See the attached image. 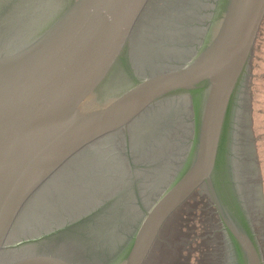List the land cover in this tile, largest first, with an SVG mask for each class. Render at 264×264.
Masks as SVG:
<instances>
[{
	"label": "water",
	"instance_id": "1",
	"mask_svg": "<svg viewBox=\"0 0 264 264\" xmlns=\"http://www.w3.org/2000/svg\"><path fill=\"white\" fill-rule=\"evenodd\" d=\"M152 1L0 0V264H143L201 192L236 262L264 264L249 96L264 0H161L150 35ZM155 109L171 146L145 164L162 176L147 169L152 188L136 208L122 193L93 204L101 196L79 176L83 162L99 145L117 150L103 144L128 139ZM190 204L169 226L168 264L195 263L213 234L207 199Z\"/></svg>",
	"mask_w": 264,
	"mask_h": 264
},
{
	"label": "flooded vegetation",
	"instance_id": "2",
	"mask_svg": "<svg viewBox=\"0 0 264 264\" xmlns=\"http://www.w3.org/2000/svg\"><path fill=\"white\" fill-rule=\"evenodd\" d=\"M161 3V0H153L148 6V9L150 10V13H148L150 19L148 21V28L150 27V25H155L156 27L155 20L158 18L157 8ZM170 7L172 9L175 7L173 2H171ZM155 27L149 28L147 33H150V35H152V31H154L153 29L157 31V28ZM148 40L152 41L151 38H149ZM153 47H157V43ZM158 109H155L154 111L155 116L148 115L147 117L143 118L137 126L133 127L132 131L128 132V139L124 140L123 138L114 137L113 140H110L111 142L108 141L105 143L106 145L103 144L104 146H108V144H116L118 147L117 150L113 147L111 152L101 154L103 153L101 152V148L103 146L99 145L96 149L92 150L90 157L83 162V166L80 168L81 173L79 174V176L86 178L82 180L87 181V189H92L94 191V194L99 192L98 194H100L101 196V199L97 200L93 204L99 205L106 202L109 204H114L115 200H119V193H122L124 196H130L128 202L134 204V207L136 208L138 207L141 199L144 198L148 193V187L151 186L144 182L145 178L147 177V169H150L152 171L151 175H153L154 178L162 176V173H160L159 171H153V169L155 168L157 170V167L154 165L156 162H152L153 164H145V162H149V160L152 161L156 158V156L153 158H149V156L151 157L153 155H156L155 153L163 154L160 146H171L168 145L167 142H164L163 139H166L165 134L168 135V131L171 132L172 128H168V126L164 124L161 116L158 115ZM121 143H123V145ZM119 144L121 145L119 146ZM118 153L124 154L126 160H124L122 156H119ZM248 168L250 169V165H248ZM102 171H107L108 179L106 181L105 178V181L100 183L99 178L102 176H98ZM74 177H77V175H74ZM93 178H95L96 182L90 183V180ZM131 179L137 180L132 183ZM80 182H82L81 179ZM250 186L248 185L247 188L248 195L253 193L252 191H250L251 189L249 190V188H252V190L255 192L254 188ZM105 187H109L111 188V190ZM150 188H152V186ZM107 193L109 194L107 195ZM90 198H92V196L86 198L88 199L87 201H90ZM204 198L207 199V205L209 209H211V213H209V216L213 220V229L211 231L213 234L208 235L206 233L207 237L205 238V246H203L204 250H202L203 252L201 255H199V258L195 259V263L191 262V264H238V262H236L235 254V249H237L238 246H234L232 239L228 235V232L224 227L222 228V223L219 219L218 214L215 212L214 206L209 200V197L203 194V192L194 193L169 217L167 223L162 228L161 235L155 241L149 255L147 256L143 264H168L167 259L165 261L164 255L166 253L164 251L165 249L170 250L171 247H166L164 242L169 236H167L168 230L170 228L169 226L173 225V221L176 215L181 211L183 206L191 207L190 201L202 202ZM245 198L250 212L256 204L258 206L256 195L254 198H251V196H246ZM86 205L87 207L92 206L90 204ZM252 220L255 228L257 222L255 219H253V217ZM173 226L175 227V225ZM172 229L173 233L174 228ZM206 229L207 228H205V230ZM200 246H193L192 250L201 248ZM168 253H170V251H168ZM175 253L179 257L177 250L175 251ZM189 256L190 255L188 254L187 259L189 258ZM187 259L185 261V264H187Z\"/></svg>",
	"mask_w": 264,
	"mask_h": 264
},
{
	"label": "rangeland",
	"instance_id": "3",
	"mask_svg": "<svg viewBox=\"0 0 264 264\" xmlns=\"http://www.w3.org/2000/svg\"><path fill=\"white\" fill-rule=\"evenodd\" d=\"M250 73L251 131L254 137L264 203V20L255 41Z\"/></svg>",
	"mask_w": 264,
	"mask_h": 264
}]
</instances>
